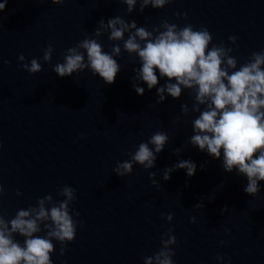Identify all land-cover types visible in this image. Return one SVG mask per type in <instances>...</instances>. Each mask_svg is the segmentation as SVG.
I'll return each mask as SVG.
<instances>
[{
	"label": "water",
	"instance_id": "1",
	"mask_svg": "<svg viewBox=\"0 0 264 264\" xmlns=\"http://www.w3.org/2000/svg\"><path fill=\"white\" fill-rule=\"evenodd\" d=\"M182 13L187 16L177 15ZM117 15L149 31L162 21L206 27L213 43L233 48L237 67L264 50V0H172L143 12L138 2L130 14L119 0H8L0 11V213L10 219L47 194L63 200L58 191L68 185L76 195L70 208L80 215L73 216L76 235L63 255L60 243L52 241L53 264H144L145 256L160 250L161 234L169 228L177 240L170 245L174 264H264V181L255 196L248 195L246 177L235 169L226 172L222 156L215 159L188 143L199 114L191 111V90L157 103L156 88L167 80L161 77L151 90L140 83L145 92L138 95L131 80L138 57L123 50V41H109L107 32L96 38L103 50L121 46L120 56L113 57L121 66L114 83L105 84L87 69L67 77L53 72L67 48L92 38L97 21ZM229 36L236 37L234 44ZM50 43L52 59L44 62ZM21 54L23 62L17 59ZM33 58L42 66L38 73L20 67ZM157 131L170 139L155 167L134 163L131 173L117 176L116 163L129 160ZM180 160L194 162L195 174L177 169L163 180L164 170ZM149 172L156 173V185ZM162 213H171V222ZM15 239L22 244L24 238Z\"/></svg>",
	"mask_w": 264,
	"mask_h": 264
},
{
	"label": "clouds",
	"instance_id": "2",
	"mask_svg": "<svg viewBox=\"0 0 264 264\" xmlns=\"http://www.w3.org/2000/svg\"><path fill=\"white\" fill-rule=\"evenodd\" d=\"M8 0L0 2V11L6 7ZM53 4L64 0H51ZM126 5V12L131 13L139 2V11L151 6L161 8L172 0H119ZM187 16V13L177 14ZM92 38L85 36L75 46L66 49L63 63H56L53 72L59 77L79 74L85 69L98 75L105 84L115 82L120 64L113 57L120 56L121 46L112 44L111 51L105 52L96 38L108 33L109 41H123V50L128 54L135 53L140 67L134 68L131 77L133 89L143 95L147 89L156 87L159 78L166 77L165 84L156 88L157 103L163 102L166 95L173 98L181 96L182 89L191 90L193 99L191 111L199 113L192 120V132L188 143L206 151L215 159H221V166L226 172L236 170L238 175L245 176L247 184L244 192L255 196L260 191V181H264V50L253 51L248 59L237 67V59L230 55L232 47L222 41L213 43V37L206 27L193 29L191 24L178 28L176 24L162 21L151 31L138 27L136 22H126L121 16L103 18L97 21ZM160 29H163L161 31ZM127 33V38H124ZM233 44L235 36H229ZM211 45V46H210ZM210 46V47H209ZM53 45L50 43L44 50L42 60L50 62ZM17 59L25 60L23 54ZM8 63V61H4ZM20 67L29 73L42 70L36 58ZM159 72V77L157 76ZM175 81V82H172ZM203 106V108H201ZM184 115L189 113L187 104L180 105ZM169 136L161 131L153 133L146 142H141L136 150L129 153L130 159L117 162L113 172L123 177L133 170V164L142 165L145 169L155 167L157 154L163 151L169 142ZM150 145L152 147H150ZM173 149V154L178 153ZM203 169V165H201ZM177 169H185L189 177L195 174L196 164L190 160H180L164 170L162 179L167 181L170 174ZM156 173L149 172L153 185ZM4 193L0 185V196ZM17 195H20L17 192ZM58 195L63 200H53L51 194L38 198L36 205L20 209L15 216L5 219L0 213V264H53L51 254L55 251L53 240L60 243V255L64 254L67 242L76 235L77 221L73 216L80 213L70 208L76 200L75 189L68 185L59 188ZM195 207H203L197 203ZM227 205L221 212L227 209ZM172 214H161V219L168 222ZM195 222V218H191ZM82 225L83 221H79ZM44 232V236L37 235ZM169 228L161 234L160 250L152 256L144 257V264H174L172 257L175 251L170 245L176 244V237L170 235ZM22 236L23 243L15 239ZM167 237V238H165ZM221 244L224 241H220ZM222 260L223 257L217 256Z\"/></svg>",
	"mask_w": 264,
	"mask_h": 264
}]
</instances>
